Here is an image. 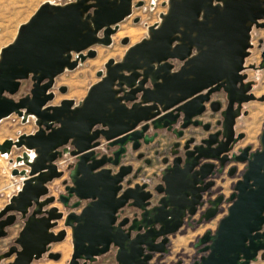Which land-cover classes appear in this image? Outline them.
Instances as JSON below:
<instances>
[{
	"label": "water",
	"instance_id": "water-1",
	"mask_svg": "<svg viewBox=\"0 0 264 264\" xmlns=\"http://www.w3.org/2000/svg\"><path fill=\"white\" fill-rule=\"evenodd\" d=\"M141 5L133 0L43 2L0 49V120L15 113L23 121L32 116L37 126L0 144V153L24 148L16 162L27 167L12 170L23 177L22 184L0 209V238L16 215L24 218L15 245L0 260L14 255L10 264H34L44 253L59 259L48 245L65 237L64 229L51 231L63 214L55 206L44 209L54 198L42 197L48 193L46 183L62 175L55 163L62 154L75 159L70 183L63 181L65 194L58 196L71 209L64 217L72 242L67 264H90L111 249L114 264H149L154 255L168 253L169 235L205 203L196 224L214 218L223 203L226 213L213 232L197 238L193 246L203 254L190 264L264 260V124L258 149L235 150L245 136L235 131L236 119L247 115L243 104L264 101V95L252 94L253 81L244 72L251 27H264V0H167L159 22L148 26L147 36L120 60L104 63L80 102L47 104L54 96V78L94 58L92 47L108 46L118 23ZM260 57L258 67L250 69L264 67V51ZM29 77V94L14 100L20 81ZM58 90L65 93L66 87ZM207 111L205 122L201 117ZM190 128H200L203 135L197 141L194 132L182 143ZM159 132L175 142L160 160L164 168L158 182L132 184L141 167L125 163L127 154L136 153V160L150 165L151 159L138 151ZM229 163L243 165L231 194L205 200ZM235 172L233 165L227 175Z\"/></svg>",
	"mask_w": 264,
	"mask_h": 264
},
{
	"label": "rangeland",
	"instance_id": "rangeland-1",
	"mask_svg": "<svg viewBox=\"0 0 264 264\" xmlns=\"http://www.w3.org/2000/svg\"><path fill=\"white\" fill-rule=\"evenodd\" d=\"M71 0H0V49L9 44L16 35L18 26L33 14L38 6L43 2H48L55 5H63ZM141 1L142 5L139 7H132L131 15L118 23L116 32L111 36V43L108 46L94 45L92 47L95 50V57L86 59L82 63H79L77 67L72 70H65L54 78L51 92H53V99L47 104L58 105L62 99H72L75 104L80 102L85 96L89 86L98 81L96 72L104 71V63L112 58L118 61L123 56L125 50L142 40L147 36V27L159 22V16L165 13L167 10V0H133V4ZM134 19H137L134 22ZM124 37L128 38V43L123 45L120 40ZM250 44L248 49V56L244 60L246 67L245 73L248 80L253 81L251 92L256 97L264 95V67L259 69H250V65L258 67L261 62L260 54L264 51V27L256 28L251 27L250 31ZM72 56H74L72 54ZM177 64V63H175ZM30 77L20 81L19 89L16 94L11 97L17 100L29 94L31 89ZM61 86L66 87L65 93H61L58 88ZM215 98L222 99L221 94L214 95ZM242 111H247V115H241L237 118L238 132L246 134L245 138L240 142V145H250L253 149L259 148V142L257 139V133L259 125L264 117V101H250L243 104ZM206 117V116H205ZM258 118L257 124L255 123ZM207 119V118H206ZM37 126L32 116H28L24 121L17 114L12 113L7 117L0 120V144L4 140H16L21 134H31L36 130ZM192 129V128H190ZM235 130V131H236ZM198 133H195L196 139L203 135L201 129H197ZM68 149L71 146L67 145ZM242 148V147H241ZM24 151V148L11 147L9 154H0V209L8 203L11 196L15 195L20 189L23 177L18 174H12L13 169L27 170V167L23 163H16V157L20 156ZM145 154V158L151 159L152 165L145 171H141L137 181H145L150 185L155 184L157 181V156H147L149 148L139 150ZM133 154H130L125 163L132 164L135 169L136 166H144L142 159L136 160ZM74 157L69 154H62L55 163L58 170L62 171V175L59 178H54L48 183L46 187L48 193L46 196H52L53 202L44 207L48 209L52 206L57 207L58 211L62 212L63 218L57 220L56 225L51 229L52 232H58L61 229L66 231L65 237L60 242H52L48 245V252L59 253L58 260H53L47 257V253H44L38 260H34V264H67L72 252L71 242V229L64 226V217L71 210L69 207H64L58 200L59 194H65L63 181L66 180L69 184L68 173L71 165L74 162ZM156 165V166H155ZM155 166V167H154ZM238 172L234 176H228L227 174L221 178H215V185L211 189V197L218 194H223L226 198L231 194L235 181L240 177L243 165L238 164ZM146 176V177H145ZM143 179V180H140ZM138 183V182H137ZM208 197V196H207ZM205 196V198H207ZM41 198V199H42ZM210 198V197H209ZM74 200L72 199L71 202ZM85 202L81 203V206ZM226 203H223L219 209L218 214L209 221H202L200 224H196L195 221L199 218L201 212L204 211L207 205L200 209L196 215L190 220H184L183 225L173 234L169 235V243L167 245L168 253L159 257L157 254L153 256L149 264H177L178 261L184 263H191L194 259H197L200 254L194 248V243L206 230L214 231L218 220L226 213ZM74 212L78 213L80 208L74 209ZM128 210H126V213ZM24 218L20 215H16L15 222L5 228L6 235L0 238V254L6 252L11 245L14 244V239L18 236L22 226ZM191 223V226L187 224ZM18 248V246H17ZM15 256L12 255L8 258H2L0 264H10ZM114 263V249L100 257L98 264H113ZM253 264H264V260H258Z\"/></svg>",
	"mask_w": 264,
	"mask_h": 264
},
{
	"label": "crops",
	"instance_id": "crops-1",
	"mask_svg": "<svg viewBox=\"0 0 264 264\" xmlns=\"http://www.w3.org/2000/svg\"><path fill=\"white\" fill-rule=\"evenodd\" d=\"M208 114H209V112L207 111L205 114H203V116L201 117L204 121H206L207 119V116H208ZM206 116V117H205ZM237 119H236V121H235V128L237 127ZM257 122H258V118H256V120H255V123L257 124ZM263 124H264V117H263V119H262V121H261V123L259 124V125H261V126H259V130H258V133H257V139H258V137H259V134H260V132H261V130H262V128H263ZM197 129L198 128H196V129H188L187 131H186V133H185V136H184V138L181 140V142H183L184 141V139L185 138H187L190 134H193L194 132L195 133H198V131H197ZM236 130V129H235ZM149 131H151V130H149ZM236 133H238V131L236 130ZM243 133V132H242ZM245 136H246V134H245ZM199 138H200V136L198 137V139H197V141L199 140ZM175 141V139H174V137L172 136V135H170V134H167V133H165V132H159V134H158V136L154 139V141L151 143V144H149V145H144V144H142L141 145V147H140V149L139 150H142V149H145V148H149V152L150 153H148L147 154V156H151V155H154V152H156V151H158V153H159V157H161V156H163L165 153H167V151H168V149H169V147L172 145V143ZM101 142H103L102 140H101ZM240 145V144H239ZM239 145H237V147L236 148H241V147H244L243 145H241L240 147H239ZM252 150H256V149H253L252 148ZM130 154L131 153H129V154H127V156H126V158L125 159H127L128 157H130ZM136 154V153H135ZM133 155H134V153H133ZM135 157V156H134ZM159 157H157V158H159ZM159 161H158V163H157V181L155 182V184L158 182V176H159V174H160V171L164 168V165L163 164H161V162H160V159H158ZM138 161V160H137ZM124 162H126V160H124ZM142 162H143V159H142ZM150 166H153L152 165V162L150 163V165H145L144 164V166H136V168H138V167H141V171H145L148 167H150ZM156 166V165H155ZM154 166V167H155ZM135 168V169H136ZM140 171V172H141ZM140 172H139V174H140ZM139 174H138V176H137V178L135 179V180H133L132 181V184H134V183H141L142 181H137L138 180V177H139ZM227 174V172H226V170H224V172H223V174L222 175H220L218 178H221V177H224L225 175ZM146 177V176H145ZM140 180H143V179H140ZM131 184V185H132Z\"/></svg>",
	"mask_w": 264,
	"mask_h": 264
},
{
	"label": "flooded vegetation",
	"instance_id": "flooded-vegetation-1",
	"mask_svg": "<svg viewBox=\"0 0 264 264\" xmlns=\"http://www.w3.org/2000/svg\"><path fill=\"white\" fill-rule=\"evenodd\" d=\"M221 95H222V94H221ZM218 99H219V98H218ZM222 99H223V100H221V102L224 103V96H223V95H222ZM219 100H220V99H219ZM202 120H203V119H202ZM203 121H204V120H203ZM206 121H208V117H207V120H206ZM206 121H205V122H206ZM238 133H241V132H238ZM189 136H190V135H189ZM189 136H188V137H189ZM244 138H245V136H244ZM244 138H243V139H244ZM185 139H186V138H185ZM185 139H184V140H185ZM243 139H242V140H243ZM242 140H240V141L238 142L237 145H239L240 142H241ZM174 142H175V141H174ZM183 142H184V141H183ZM183 142H182V143H183ZM172 144H173V143H172ZM237 145H236V147H237ZM236 147H235V150L237 149ZM251 148H252V147H251ZM158 157H159V156H158ZM162 157H163V156L159 157V159L161 160ZM144 158H145V157H144ZM233 165L236 166V172H235V174H236V173L238 172V167H237L238 164H233V163L226 164L225 167H224V170H226V172H228L229 168H230L231 166H233ZM223 172H224V171H223ZM241 172H242V171H241ZM222 174H223V173H222ZM222 174H221V175H222ZM239 178H240V177H239ZM239 178H238V179H239ZM158 179H159V176H158ZM238 179H237V180H238ZM237 180H236V181H237ZM236 181H235V182H236ZM211 194H212V192H211ZM206 197H207V196H206ZM209 197L212 199V198H214L215 196H214V197H211V195H210ZM209 197H207V198H209ZM206 207H207V206H206ZM261 231L264 232V224H263V226H262ZM11 246H12V245H11ZM11 246H9V247H11ZM102 256H103V255H102ZM100 257H101V256L97 257V258L95 259V261L91 262L90 264H98V263H99V259H100ZM258 260H261V259H258ZM258 260H257V261H258ZM257 261H256V262H257ZM261 261H263V260H261ZM32 262H33V261H32ZM256 262H254V263H256ZM113 264H114V263H113ZM252 264H253V263H252Z\"/></svg>",
	"mask_w": 264,
	"mask_h": 264
},
{
	"label": "bare ground",
	"instance_id": "bare-ground-1",
	"mask_svg": "<svg viewBox=\"0 0 264 264\" xmlns=\"http://www.w3.org/2000/svg\"><path fill=\"white\" fill-rule=\"evenodd\" d=\"M24 117H25V115H24ZM25 118H27V116H26ZM0 154H1V155H3V154L7 155V154H9V152L0 153ZM31 158H32V154H28L26 159L31 160ZM16 163H17V162H16Z\"/></svg>",
	"mask_w": 264,
	"mask_h": 264
},
{
	"label": "built area",
	"instance_id": "built-area-1",
	"mask_svg": "<svg viewBox=\"0 0 264 264\" xmlns=\"http://www.w3.org/2000/svg\"><path fill=\"white\" fill-rule=\"evenodd\" d=\"M177 65H178V63H177ZM204 199L206 200L207 198L204 197ZM205 205H207V204L205 203V204L203 205V207H204ZM203 207L199 208L198 211H199L200 209H202ZM226 207H227V205H226ZM198 211H197V212H198ZM199 254H200V253H199ZM201 255H202V254H200V256H201ZM200 256H199V257H200ZM199 257H198L197 259H194L192 262H194L195 260H198ZM192 262H191V263H192ZM188 264H190V263H188Z\"/></svg>",
	"mask_w": 264,
	"mask_h": 264
}]
</instances>
